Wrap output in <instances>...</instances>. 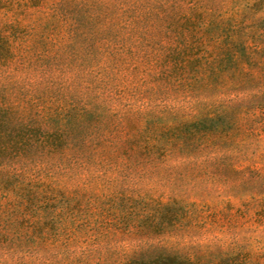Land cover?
Instances as JSON below:
<instances>
[{
	"label": "trees",
	"instance_id": "obj_1",
	"mask_svg": "<svg viewBox=\"0 0 264 264\" xmlns=\"http://www.w3.org/2000/svg\"><path fill=\"white\" fill-rule=\"evenodd\" d=\"M0 264H264V0H0Z\"/></svg>",
	"mask_w": 264,
	"mask_h": 264
},
{
	"label": "rangeland",
	"instance_id": "obj_2",
	"mask_svg": "<svg viewBox=\"0 0 264 264\" xmlns=\"http://www.w3.org/2000/svg\"><path fill=\"white\" fill-rule=\"evenodd\" d=\"M257 165H258L259 167H261V166H262V163H258Z\"/></svg>",
	"mask_w": 264,
	"mask_h": 264
}]
</instances>
